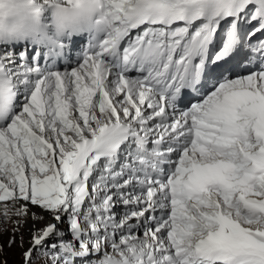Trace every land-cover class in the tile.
I'll use <instances>...</instances> for the list:
<instances>
[{"label": "snow or ice", "instance_id": "1", "mask_svg": "<svg viewBox=\"0 0 264 264\" xmlns=\"http://www.w3.org/2000/svg\"><path fill=\"white\" fill-rule=\"evenodd\" d=\"M101 10L105 35L70 70L0 45V201L54 221L24 264H264V0ZM184 90L202 99L180 108Z\"/></svg>", "mask_w": 264, "mask_h": 264}, {"label": "clouds", "instance_id": "2", "mask_svg": "<svg viewBox=\"0 0 264 264\" xmlns=\"http://www.w3.org/2000/svg\"><path fill=\"white\" fill-rule=\"evenodd\" d=\"M102 0H0V45L28 42L56 57L61 45L86 34V48L105 35L107 18ZM15 106V81L0 73V120Z\"/></svg>", "mask_w": 264, "mask_h": 264}, {"label": "rangeland", "instance_id": "3", "mask_svg": "<svg viewBox=\"0 0 264 264\" xmlns=\"http://www.w3.org/2000/svg\"><path fill=\"white\" fill-rule=\"evenodd\" d=\"M20 206L21 202L0 201V264H24L22 254L30 246L29 241L33 226L35 229H42L50 223L49 220L52 218L48 211L30 204L27 205V213L19 214L18 209ZM115 211L117 213L121 212L122 207H117ZM32 213L37 214L35 221L32 218ZM66 227L64 223L58 225L59 229H66ZM21 236L23 237L22 246ZM67 238L66 234L65 239ZM10 240L13 241L11 245L9 244ZM32 264H39L35 258V253L33 254Z\"/></svg>", "mask_w": 264, "mask_h": 264}, {"label": "bare ground", "instance_id": "4", "mask_svg": "<svg viewBox=\"0 0 264 264\" xmlns=\"http://www.w3.org/2000/svg\"><path fill=\"white\" fill-rule=\"evenodd\" d=\"M258 40V38L256 37V38H252V42H255V41H257ZM82 59V57L78 54V52H74L71 56H69V57H66V59H65V61H62V62H60V63H58L57 64V66L58 67H61L60 68V70H63V68L62 67H64L67 63H72V66H75L74 65V61H79V60H81ZM70 70V69H69ZM232 78H235V77H232ZM209 91L211 90V89H208ZM200 99H202V96L200 97ZM199 99V100H200ZM49 220V219H48ZM50 223L53 221L52 220V218H50ZM48 221V222H49ZM54 222V221H53Z\"/></svg>", "mask_w": 264, "mask_h": 264}]
</instances>
